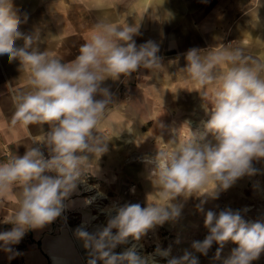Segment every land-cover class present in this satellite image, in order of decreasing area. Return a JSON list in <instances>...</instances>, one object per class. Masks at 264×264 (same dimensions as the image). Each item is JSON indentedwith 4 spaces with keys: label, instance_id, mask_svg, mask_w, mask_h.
Masks as SVG:
<instances>
[{
    "label": "clouds",
    "instance_id": "9594fccd",
    "mask_svg": "<svg viewBox=\"0 0 264 264\" xmlns=\"http://www.w3.org/2000/svg\"><path fill=\"white\" fill-rule=\"evenodd\" d=\"M20 24L13 0H0V55H7L9 62L19 60L27 76V88L13 96L10 124L25 129L47 124L49 130L22 156L0 162V206L19 188L17 208L4 221L13 227L0 232L5 252H12L10 246L18 244L28 230L41 229L60 217L65 200L86 184L93 161L107 152L108 138L99 134V128L114 101L103 83L127 78L140 69H162L156 43L136 44V26L99 18L79 54L65 62L34 47L37 38L22 33ZM21 39L23 46L16 47ZM186 61L184 71L193 90L210 100L204 105L210 112L204 132L197 135L189 129L186 139L169 140L166 149L157 151L150 161L155 165L150 174L155 199H148L147 207L114 205L107 210L106 226L92 233L84 227L76 230L88 250L87 264H158L157 256L167 259V264H199L195 253L207 256L216 244L214 258L219 259L229 240L238 247L223 264H252L264 252V222L248 223L241 210L229 207L205 213L208 234L202 241H193V251L185 250L180 257H172L170 247L159 246L146 256L138 254L135 245L121 253L114 251L129 238L139 241L156 226L176 220L183 207L174 203L178 196L205 197L197 206L203 212L208 198L218 199L219 192L240 178L256 175L253 161L264 159V60L247 56L241 48L223 47L204 54L192 48ZM209 184L214 185L211 191L197 195Z\"/></svg>",
    "mask_w": 264,
    "mask_h": 264
},
{
    "label": "crops",
    "instance_id": "0c3cea01",
    "mask_svg": "<svg viewBox=\"0 0 264 264\" xmlns=\"http://www.w3.org/2000/svg\"><path fill=\"white\" fill-rule=\"evenodd\" d=\"M14 6L21 19L19 30L37 38L34 47L40 52L49 51L65 62L79 54L80 46L101 17L138 27V34L133 36L138 46L147 41L158 45L157 55L161 58L162 69L156 72L140 69L132 73L133 76L188 77L184 71L186 53L192 48L202 50V54L213 48H241L247 56L264 60V0H17ZM23 44L22 39L16 41V47ZM165 61H171V64L166 66ZM116 82L109 79L106 87L109 86L110 90ZM26 88L27 76L19 60L9 62L7 55H0V162L22 156L27 147H34L33 142L49 130L47 124L32 125L27 129L11 126L15 111L13 96ZM117 118L126 126L115 112L104 120L101 127L110 130L111 119ZM123 126L115 131L120 133ZM129 130L123 134L125 141L136 139ZM118 156L109 151L103 162L114 166ZM125 171L138 181V170L130 167ZM148 184L153 191L150 194L155 197L149 175ZM84 193L78 187L65 200L60 217L41 229L28 230L18 244L10 246L12 252H5L0 241V264H87L88 250L75 234L80 227L90 233L96 231L82 222L87 206ZM18 196L19 188H16L0 206V232L12 229L13 225L4 221L14 214ZM262 256L252 264H264Z\"/></svg>",
    "mask_w": 264,
    "mask_h": 264
},
{
    "label": "rangeland",
    "instance_id": "374dc122",
    "mask_svg": "<svg viewBox=\"0 0 264 264\" xmlns=\"http://www.w3.org/2000/svg\"><path fill=\"white\" fill-rule=\"evenodd\" d=\"M51 1L57 0H46ZM15 2L17 0H13L14 4ZM169 63L171 64V61H165L164 65L167 66ZM107 82L109 80L103 87H106ZM193 88L194 85L185 76L142 75L121 77L110 87L114 103L109 105L104 120L117 112L127 127L117 118L111 119L110 130L103 126L99 128V134L108 138L105 141L108 150L98 161L91 164L90 167L94 170L86 175V184L79 189L85 191L83 195L86 201L97 193H101L104 198L92 200L85 206L86 213L96 215L99 211H107L114 205L140 204L141 207H146L148 199L150 201L155 199L151 195L152 188L148 187L150 186L148 175L151 177V171L155 167L150 161L158 150L168 147L166 143L169 140L178 137L186 139L189 129L197 135L203 133L204 123L210 118V112L204 107L210 100H204ZM122 126L124 128L119 130L120 133L115 131ZM129 129L136 139L125 141L123 134L129 133ZM207 139L211 140V135H208ZM109 151L119 154L114 166L103 162V157ZM253 166L257 169L256 175L240 178L232 187L219 192L218 199L208 198L203 204V212L199 211L197 206L205 197L191 196L185 199L178 196L174 203L183 206L181 215L174 221L156 226L142 236L139 240L142 253L152 254L158 246L170 247L172 257L182 256L185 250L193 251L191 247L193 241H202L208 234L204 226L205 213L208 210L218 212L229 207L241 210L243 219L248 223L264 222V159L254 160ZM130 167L138 170V181L126 173L125 170ZM213 188L214 185L209 184L208 188L197 195H202ZM84 216L82 222H86L88 226L94 227V224L100 222L107 224L108 215L101 214L94 222L87 221L85 213ZM125 246L130 247V244L120 245L114 251L121 253ZM218 247L219 245L213 244L207 256L195 253L199 257V264H223L238 245L230 240L225 242L220 258L215 259ZM261 254L264 258V252ZM157 261L160 264H167L165 258H158Z\"/></svg>",
    "mask_w": 264,
    "mask_h": 264
},
{
    "label": "bare ground",
    "instance_id": "6f19581e",
    "mask_svg": "<svg viewBox=\"0 0 264 264\" xmlns=\"http://www.w3.org/2000/svg\"><path fill=\"white\" fill-rule=\"evenodd\" d=\"M128 136V135H127ZM81 186H84V184H82ZM104 198V196H102V194L101 193H97V194H94L93 196H91L90 197V199H92V200H96V199H101V198ZM94 198V199H93ZM87 205H89V203H87ZM248 209V208H247ZM86 213V212H85ZM87 214V219H88V221H96L99 217H100V215L101 214H104V215H108V213H107V211H99L96 215H93V214H91V215H89V213H86ZM98 215V216H97ZM83 225H87L86 223H84ZM94 227L93 228H95L96 229V231H97V229H99L100 227H103V226H106L105 224H102L101 222L100 223H96V224H94L93 225ZM127 244H130V247H132L133 245H135L136 246V250L137 251H139L138 252V254H140L141 256H146L144 253H142V246H141V242H139V241H135V240H132L131 238H129V241H128V243ZM127 248H129V247H123V249H122V251H125ZM158 258H161V257H156V260L158 259ZM158 264H160L159 262H158Z\"/></svg>",
    "mask_w": 264,
    "mask_h": 264
},
{
    "label": "built area",
    "instance_id": "2783aa9c",
    "mask_svg": "<svg viewBox=\"0 0 264 264\" xmlns=\"http://www.w3.org/2000/svg\"><path fill=\"white\" fill-rule=\"evenodd\" d=\"M37 141H38V140H37ZM35 146H37V145L34 144V147H35ZM42 151H44V154H45V156L47 157V151H46V149H43V148H42ZM78 187H82V186L79 185Z\"/></svg>",
    "mask_w": 264,
    "mask_h": 264
}]
</instances>
